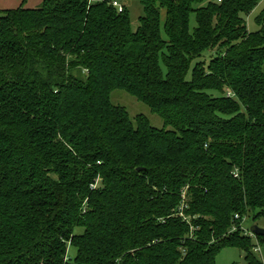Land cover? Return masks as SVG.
<instances>
[{"label": "trees", "instance_id": "obj_1", "mask_svg": "<svg viewBox=\"0 0 264 264\" xmlns=\"http://www.w3.org/2000/svg\"><path fill=\"white\" fill-rule=\"evenodd\" d=\"M138 1L135 30L112 0L0 10V264H261L235 215L264 219V7Z\"/></svg>", "mask_w": 264, "mask_h": 264}, {"label": "rangeland", "instance_id": "obj_2", "mask_svg": "<svg viewBox=\"0 0 264 264\" xmlns=\"http://www.w3.org/2000/svg\"><path fill=\"white\" fill-rule=\"evenodd\" d=\"M34 1L36 0H27V3L30 4ZM118 1L122 3V5H124L126 10L128 11L131 28L135 30L138 26V17L142 15V6L140 2L138 0H118ZM211 1H216V0H211ZM40 2L41 1H39L38 5L40 4ZM21 4L24 7H29L25 3H21ZM263 7H264V0H258L256 6L246 16L245 21H246V28L248 31L254 32L259 29V25L256 23V17ZM194 26H195V18H194V15H192L190 17V28L192 29ZM204 55L205 56L202 58V60H204L207 63L209 60V53H205ZM193 64L194 62L191 63V66ZM162 71L163 73H165L166 71L164 66H162ZM191 76H192L191 70L189 69L186 74V78L190 80ZM111 100H112V103L125 107L130 117H134L138 114H143L148 118L152 126L156 128L163 127V120L158 114L152 113L144 103L140 102L135 97L128 94L127 92L123 90H114L111 93ZM236 218L239 220L238 224L240 225L241 229L247 234H249L252 237V239L255 241V246L252 249L254 256L259 261H261V264H264V245L258 244L255 239V236L251 234L250 232V227L253 224L263 227L264 219L259 218L254 221L251 215H247L244 217H238L237 215ZM74 232L81 233L82 228L76 227ZM75 253H76L75 247L68 245L67 246V257L73 260ZM215 264H247V262H246L244 254L239 248L235 246L226 245V246H223L217 253Z\"/></svg>", "mask_w": 264, "mask_h": 264}, {"label": "crops", "instance_id": "obj_3", "mask_svg": "<svg viewBox=\"0 0 264 264\" xmlns=\"http://www.w3.org/2000/svg\"><path fill=\"white\" fill-rule=\"evenodd\" d=\"M39 1H42V0H39ZM39 1L36 0V1H34V2L29 4V3H27V0H0V10L9 9V8H15V7L21 5V3H25L29 7H35V6L38 5ZM120 4H122V3H120Z\"/></svg>", "mask_w": 264, "mask_h": 264}, {"label": "water", "instance_id": "obj_4", "mask_svg": "<svg viewBox=\"0 0 264 264\" xmlns=\"http://www.w3.org/2000/svg\"><path fill=\"white\" fill-rule=\"evenodd\" d=\"M137 169L140 170L141 168H137ZM250 232L254 236H264V227H260V226H258L256 224H253L250 227Z\"/></svg>", "mask_w": 264, "mask_h": 264}, {"label": "built area", "instance_id": "obj_5", "mask_svg": "<svg viewBox=\"0 0 264 264\" xmlns=\"http://www.w3.org/2000/svg\"><path fill=\"white\" fill-rule=\"evenodd\" d=\"M221 1V0H218ZM112 5L115 6L119 12H121L123 10V5L120 4L117 0H112ZM235 217H237V215H235ZM240 227V225H239ZM235 226L232 228L233 230H235ZM241 228V227H240ZM244 229V228H243ZM245 230V229H244ZM246 233V232H245Z\"/></svg>", "mask_w": 264, "mask_h": 264}]
</instances>
